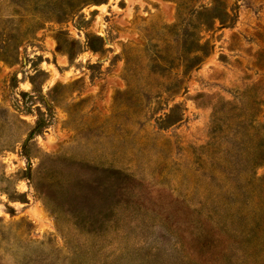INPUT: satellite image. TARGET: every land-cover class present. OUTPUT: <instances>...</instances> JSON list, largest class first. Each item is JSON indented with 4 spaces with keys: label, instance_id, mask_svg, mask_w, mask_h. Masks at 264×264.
Listing matches in <instances>:
<instances>
[{
    "label": "rangeland",
    "instance_id": "374dc122",
    "mask_svg": "<svg viewBox=\"0 0 264 264\" xmlns=\"http://www.w3.org/2000/svg\"><path fill=\"white\" fill-rule=\"evenodd\" d=\"M0 264H264V0H0Z\"/></svg>",
    "mask_w": 264,
    "mask_h": 264
},
{
    "label": "trees",
    "instance_id": "16d2710c",
    "mask_svg": "<svg viewBox=\"0 0 264 264\" xmlns=\"http://www.w3.org/2000/svg\"><path fill=\"white\" fill-rule=\"evenodd\" d=\"M44 127H45L44 123L38 122L37 130H36V131H40V130L43 129Z\"/></svg>",
    "mask_w": 264,
    "mask_h": 264
}]
</instances>
